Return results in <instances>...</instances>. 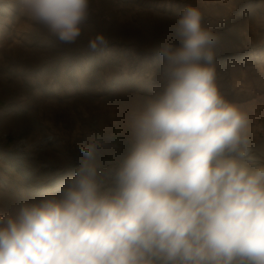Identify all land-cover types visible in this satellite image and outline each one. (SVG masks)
I'll return each mask as SVG.
<instances>
[{
	"label": "clouds",
	"instance_id": "clouds-1",
	"mask_svg": "<svg viewBox=\"0 0 264 264\" xmlns=\"http://www.w3.org/2000/svg\"><path fill=\"white\" fill-rule=\"evenodd\" d=\"M19 11L65 45L75 44L90 0H17ZM186 7L164 43L163 90L128 115L131 146L110 186L97 146L59 195L0 215V264H264V141L218 91V36ZM103 34L88 40L106 45ZM113 136L109 135L108 139Z\"/></svg>",
	"mask_w": 264,
	"mask_h": 264
},
{
	"label": "rangeland",
	"instance_id": "rangeland-1",
	"mask_svg": "<svg viewBox=\"0 0 264 264\" xmlns=\"http://www.w3.org/2000/svg\"><path fill=\"white\" fill-rule=\"evenodd\" d=\"M188 6L218 36V91L243 107L255 142L264 140L258 103L229 94L254 87L244 80L258 69L264 77V0H90L82 34L71 45L22 14L17 0H0V215L58 196L78 167L81 143L96 144L99 178L113 183L131 146L128 115L163 90L159 48L181 47L174 26ZM97 33L107 43L92 50L88 40Z\"/></svg>",
	"mask_w": 264,
	"mask_h": 264
},
{
	"label": "crops",
	"instance_id": "crops-1",
	"mask_svg": "<svg viewBox=\"0 0 264 264\" xmlns=\"http://www.w3.org/2000/svg\"><path fill=\"white\" fill-rule=\"evenodd\" d=\"M258 62H261L259 63L260 66L262 67V61H258ZM257 69V68H256ZM262 70L258 69L255 71V75L254 77H251V76H248V80H244V83L245 82H248V81H252L250 84H254L255 86L254 87H251V85L248 86L249 89H245L244 91H241V90H238L236 92H233V90L231 89L230 93L229 94H233V96L238 99V97H244V98H254V102H257L258 103V115H264V77H262L263 73L261 72ZM223 77L225 78L226 76V71L223 70ZM232 80H230V83L228 84L229 86L233 84L231 83ZM248 83H246V86H247ZM241 87V86H240ZM239 87V88H240ZM245 87V85L243 86ZM243 108V107H241ZM259 122V121H258ZM259 127H262L263 126V129H264V122L260 125H258ZM264 141V140H263ZM260 141L258 140L257 143H259Z\"/></svg>",
	"mask_w": 264,
	"mask_h": 264
},
{
	"label": "bare ground",
	"instance_id": "bare-ground-1",
	"mask_svg": "<svg viewBox=\"0 0 264 264\" xmlns=\"http://www.w3.org/2000/svg\"><path fill=\"white\" fill-rule=\"evenodd\" d=\"M34 195L36 194V190H33ZM37 195V194H36Z\"/></svg>",
	"mask_w": 264,
	"mask_h": 264
},
{
	"label": "trees",
	"instance_id": "trees-1",
	"mask_svg": "<svg viewBox=\"0 0 264 264\" xmlns=\"http://www.w3.org/2000/svg\"><path fill=\"white\" fill-rule=\"evenodd\" d=\"M157 264H160V262L158 261Z\"/></svg>",
	"mask_w": 264,
	"mask_h": 264
}]
</instances>
